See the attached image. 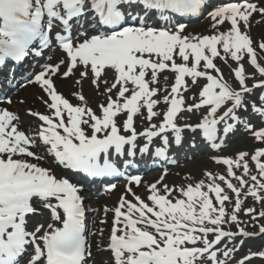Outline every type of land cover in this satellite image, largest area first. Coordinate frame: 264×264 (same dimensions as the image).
<instances>
[{
	"label": "snow or ice",
	"instance_id": "6c2138e0",
	"mask_svg": "<svg viewBox=\"0 0 264 264\" xmlns=\"http://www.w3.org/2000/svg\"><path fill=\"white\" fill-rule=\"evenodd\" d=\"M205 3L206 0H0V65L9 60L21 62L30 53L40 57L53 42L66 54V61L46 66L28 81L47 94L44 103L53 110L51 115L29 112L42 122L37 137L19 130L15 123L17 115L0 109V264H19L18 258L29 245L34 249L29 264H85L86 255L90 256L84 236L85 212L78 194L80 189L68 179L57 178L49 169L16 158L42 160L43 156L30 150L37 146V140L68 169L93 177L111 176L122 174L116 163L131 164V158L138 153L150 154L154 138L163 145L155 148L154 154L160 158L170 145L169 133L175 144L182 143L183 128L176 120L183 111L207 109L199 123L184 128L193 132L202 130L209 141L217 139L218 125L223 124V133L227 135L241 122L237 111L249 107L245 94L264 88V79L252 87L246 83L249 76L241 63L245 56L261 77L264 66L258 63L260 57L254 42L242 31L241 24L248 29L252 15L264 16V8L248 0L217 7L209 14L212 27L216 29L226 22L230 27L210 36L182 35L184 25L166 28L159 24L149 27L146 23L152 16H157L158 22L170 21L166 13L198 15ZM85 20L102 28L103 34L75 43L72 30L76 27L77 35H83L79 29ZM257 47L264 51V42ZM177 57L182 63L176 62ZM216 58L225 64L228 59L236 62L237 67L230 69V73L238 88L225 80L214 63ZM65 62L68 66L61 72ZM78 68L84 69L80 77L90 79L97 90L101 84L106 85L102 94L107 95V104L99 105L100 116L87 106H73L57 92L53 77L67 79ZM107 70L114 72L110 85L107 79H102ZM165 71L175 74L174 85L163 98L167 108L162 122L150 123L161 115L154 111L160 103L154 99L160 89L150 85H156ZM186 78L193 85H198L201 78L206 81L198 94L191 97L197 101L192 104H186L181 92V89L188 91ZM75 83L80 84L81 80ZM114 90H117L115 99L109 95ZM74 95L85 100L81 94ZM259 100L261 105H253L252 111L264 119V94ZM119 115L124 116L122 128L116 122ZM138 115L149 122V127L139 133L135 127ZM82 126L90 129L91 135ZM245 127L257 141L264 143V129L253 131L250 123ZM138 138H145L142 147H138ZM112 156L118 160L113 162ZM120 157L127 159L120 161ZM262 158L264 148L250 156L258 176L250 174L248 153L218 159L217 164L226 166V174L206 173L207 183L200 181L180 188L179 198L173 196L174 189L164 185L162 193L159 182L153 183L147 189L151 206L128 188L136 202L122 196L113 210L107 247L111 264H228L238 249L226 244L223 249L219 246L226 238L252 235L238 220L242 191L243 195L264 202V195H260L264 192ZM235 170H241V174L237 175ZM233 179L239 187L232 183ZM131 183L140 186L141 177H133ZM226 189L236 198L231 214L225 208L231 199ZM40 207L49 210L51 219L62 226L49 224V231L43 235H38L43 226L34 232L27 231V218L38 214ZM254 213L253 208L245 211L256 220ZM259 217L264 218V211ZM225 223L236 225L237 232L223 230L221 226ZM259 232L264 233V226L259 227ZM210 235L214 238L209 239ZM218 252L225 259H220ZM256 255L264 258V252L250 254L237 264H246Z\"/></svg>",
	"mask_w": 264,
	"mask_h": 264
},
{
	"label": "rangeland",
	"instance_id": "374dc122",
	"mask_svg": "<svg viewBox=\"0 0 264 264\" xmlns=\"http://www.w3.org/2000/svg\"><path fill=\"white\" fill-rule=\"evenodd\" d=\"M248 2L255 3L259 8H264V0H249ZM243 3V2H241ZM212 11L209 12V14ZM207 14L204 19L200 22L193 23L192 25L185 26V32L182 35L185 36H192V35H197V36H205V35H213L217 33H223L226 32L229 29V24L226 22L224 25H220L218 28L214 29L212 27V20L210 19V15ZM259 22V23H258ZM149 27H157L154 23L152 25H149ZM173 28V27H172ZM241 29L242 31H246L247 34L250 36V38L253 40L254 44L253 47L256 49L258 56L260 59L258 60V63L261 64V66H264V51H260V49L257 47V45L260 42H264V16H261L259 13H254L252 17L250 18V27L248 29H244L243 24H241ZM92 36V35H91ZM86 39V38H85ZM79 41V40H78ZM77 41V42H78ZM75 42V43H77ZM81 42V41H79ZM78 42V43H79ZM221 55H224L223 52L221 51ZM56 61L51 65L54 66L58 63L61 62V60L66 61V54L61 51V53L58 55ZM63 58V59H61ZM176 62L182 63V61L177 57ZM214 63L218 68L220 69L221 73L223 74L225 80L229 83L232 84L233 87H237L238 85L233 79V76L230 73V69H235L237 67L236 62L232 61L231 59H228V63L225 64L222 60L219 58H216L214 60ZM242 64H244L246 68V75L249 76V79L246 81L247 85L249 87H252L253 81H257L260 79H263V77L259 76V74L256 72V70L248 63V57L245 56L244 60L241 61ZM189 65H191V60L189 61ZM67 62H65L64 66L61 67L60 71L64 72L67 67ZM202 67V66H201ZM84 69L78 68L74 70V74L70 76L67 79H63L68 81V84L72 83L75 87L74 90L66 92V93H71L72 97L69 99L71 104L73 106H87L90 108L97 116L101 115V109L99 105L107 104V95L102 94L104 93L106 85L101 84L99 90L95 88L94 85L91 84L90 79H83L80 77V71ZM148 79L151 78L150 74ZM57 79H61L57 77ZM81 80L80 84H76V80ZM102 79H107L109 81V85L111 82L114 80V72L112 70H107V75L105 77H102ZM174 79H175V74L165 71L164 73L160 74L158 78V83L156 85H150V87H155L160 89V92L157 97H154V99H157L160 101V103L157 105V107L154 109V111H157L161 113L160 117L154 118L150 123H155L159 124L162 122L163 118V113L166 111V104L163 103V98L165 95L168 94V91H170L171 87L174 85ZM64 82V81H63ZM67 83V82H65ZM67 84V85H68ZM186 85L188 87V91H184L181 89V92L183 93V96L185 98L186 104H192L197 101H194L191 99V97H194L198 94L200 87L203 86V83L198 81V85H193L191 82V79L186 78ZM33 86V88H32ZM85 87H87V92L91 91L94 92L92 94H82V91H85ZM131 87V85H129ZM34 88L36 90H34ZM165 89L167 91H165ZM40 89L35 87V84L31 83L29 88H26L23 92L27 91L22 97L19 95L22 92L20 89L16 92L14 97L12 96L9 100L12 101V105H17L22 100H26L27 97H29V91H33L35 96L37 95L36 93H39ZM79 90L81 92V95L85 97L84 101H81L77 98V96L74 95V93L79 94ZM116 91L114 90L111 94L112 98H116ZM90 92V93H91ZM130 94V93H129ZM245 96H251V94H245ZM20 98V99H19ZM7 100V101H9ZM7 104L8 106L11 105L9 103H4ZM45 106V105H44ZM24 110L25 107L23 105H19V110ZM53 110H50L49 113L52 114ZM143 111V110H142ZM246 112V113H245ZM206 113L203 112H197V113H186L178 117V121L182 124H190L193 122H198L201 121L202 117ZM243 116L245 117L243 119V124L239 128H234V130L230 133L229 136H227L226 141L225 139L221 137L218 139L219 141H224L225 144L224 146L217 152H213L209 154H203L199 155V157H196L194 159H190L187 162L181 163V165H178L174 169H167L166 173L164 172H157L155 173H146L143 176H141V185L136 186L135 184L130 182H122V183H116L111 186L110 191L106 192L105 194H102L97 198V200H92L89 195L87 194L86 201H87V209L89 212L92 213L91 216V223H92V230H91V235H90V247L88 251L90 252V256L88 255V260L87 264H111L110 257L107 255V247L109 243V237H110V230L113 226V218H114V212L113 210L119 205L120 198L123 196L125 197L128 201H131L135 203V199L133 195L128 193L127 189L131 188L132 193H135L136 196L140 197L144 202L149 203V206H151L150 202H148L147 197L149 195V192L147 191L148 187L153 184V183H158V187L161 189V192L163 193V186L167 185L169 188L174 189L173 191V196L178 197L179 189L186 187L188 185H195L196 183L200 181H204L205 183L208 182L207 176L205 175L206 173H211L214 176H219V175H224L226 174V166L220 165L216 163V160L221 157L224 158H235L237 156V153L240 151H243V149L246 146V142L248 141V137L250 136L253 138L251 134H248V131L246 130L245 125L248 123H251L252 121H249L250 118H253L254 120V114L246 109V111H242ZM18 115L25 116L19 113ZM146 115V111H145ZM124 116L119 115L116 118L117 125L122 128ZM67 121V120H66ZM230 123V121H229ZM84 127V130L88 135H91V130L88 129L86 126ZM135 127L137 132L141 131L142 129L148 128L149 127V122L145 121L142 116H137L135 118ZM223 128V124H222ZM258 127L254 126L255 131ZM32 130L36 129H31L29 130V134L33 135V137H37V134L35 132H32ZM123 134V133H122ZM196 138L195 137H189V136H183L182 135V143L185 142V145H187L190 141H194ZM169 140L172 143L170 150L177 151L179 150V145L175 144L174 142V137L169 135ZM139 143V142H137ZM44 150L42 151L39 147H34V152L37 155L43 156V159L40 161L33 160L35 161L38 165H45L53 174H55V171H61L62 176L65 175V172L63 171L61 166L53 165L51 163V158L49 156V153L47 152V146H43ZM138 147H142V145L139 143ZM264 148V143H261L257 141L256 139L251 140L248 145L246 150H248L249 154L254 153L257 149ZM32 149V148H31ZM18 159H23V157H18ZM264 159V158H262ZM250 161V157L248 159ZM40 165V166H41ZM236 171V170H235ZM236 174L239 175L241 174V170H237ZM250 174L251 175H257L255 172H253L252 169H250ZM219 182V181H217ZM233 184L237 185L239 187L237 181L234 179L232 180ZM226 188L223 184L221 185ZM227 193L229 196L234 197V194L230 192V190H227ZM243 194V191H242ZM260 195H264V192L260 193ZM171 199V197H170ZM236 199V198H235ZM234 199V203H235ZM242 200V197H240ZM249 200V199H248ZM214 201V198H213ZM255 203L260 202L257 200H253ZM215 203V202H214ZM264 205V204H263ZM264 207V206H263ZM105 209H108L109 211H105ZM227 211V209H226ZM231 214V213H229ZM51 214L50 211L44 208H39L38 214H35V216L30 219L29 223L27 226L29 227L30 232H34L37 227L43 226L41 229V232L38 235H43L44 232L49 231L48 225L53 224V221L50 219ZM238 220L241 221V227L249 229L250 227H254V229H251L250 231L252 232H257L259 227L261 225L253 224L252 220L249 216L243 215L242 212L238 214ZM102 221H105L102 223ZM222 228H233L234 230L236 229V225L231 224V223H225L221 226ZM212 239V238H209ZM244 243L243 246L238 248L237 251L233 252L232 257L228 260V264H237L239 260L242 258L248 256L249 254L252 253H261L264 252V238L261 239L258 243ZM225 246L220 245L219 247L223 249ZM218 256L220 259H225L222 256V253L218 252ZM246 264H264V262H255V261H250Z\"/></svg>",
	"mask_w": 264,
	"mask_h": 264
},
{
	"label": "bare ground",
	"instance_id": "6f19581e",
	"mask_svg": "<svg viewBox=\"0 0 264 264\" xmlns=\"http://www.w3.org/2000/svg\"><path fill=\"white\" fill-rule=\"evenodd\" d=\"M54 83H55V87L57 89L58 94H61L63 97L65 96L66 99L69 101V99L72 97L71 93H66L75 89L74 86H72L73 84L70 83L68 84V81L63 80V78L61 79H57L56 77H53ZM64 81V82H63ZM67 82V83H65ZM68 84V85H67ZM42 90V89H41ZM69 90V91H66ZM85 91H82V94H92L94 92H87V87H85L84 89ZM62 91V92H61ZM31 94L29 95V97L26 99V101H21L19 102V104L23 105L25 107V109L23 110V112H33V113H40V114H45V115H51L46 109H42L41 108L45 105L47 106L44 101L48 99L47 94L43 92L42 90V94L40 96V99H36L35 94L33 93V91H29ZM64 92V93H63ZM91 92V93H90ZM79 94H81L80 90H79ZM76 96V95H75ZM64 97V98H65ZM49 102H51L49 100ZM14 107V105H12L9 109L10 112H14L15 114H18L19 112H22L21 110L18 111L17 113V106L16 108L12 109ZM0 109H4V106L0 104ZM7 110V109H6ZM9 111V110H8ZM18 121H16L15 123L17 124V126L19 127V130L24 131L26 134L29 135L28 132V128H34L36 127V124L39 123L40 121L38 120L37 117L34 116H30L29 115L26 118H21L18 117ZM66 120V119H65ZM67 122V121H66ZM42 123V122H41ZM31 150V149H30ZM28 159V158H27ZM38 206V205H37ZM54 225L59 227V222L54 221Z\"/></svg>",
	"mask_w": 264,
	"mask_h": 264
}]
</instances>
